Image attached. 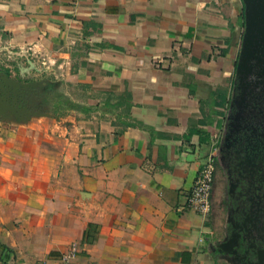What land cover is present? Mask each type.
<instances>
[{
    "label": "crops",
    "instance_id": "0c3cea01",
    "mask_svg": "<svg viewBox=\"0 0 264 264\" xmlns=\"http://www.w3.org/2000/svg\"><path fill=\"white\" fill-rule=\"evenodd\" d=\"M246 10L0 0V51L45 59L109 117L0 114V264H264V250L238 254L215 209H183L224 128ZM106 92L112 105L129 93L130 112Z\"/></svg>",
    "mask_w": 264,
    "mask_h": 264
},
{
    "label": "rangeland",
    "instance_id": "374dc122",
    "mask_svg": "<svg viewBox=\"0 0 264 264\" xmlns=\"http://www.w3.org/2000/svg\"><path fill=\"white\" fill-rule=\"evenodd\" d=\"M261 8L258 11L264 10ZM243 22V40L245 42L248 22L246 19ZM241 58L242 52L239 60ZM6 71L9 72L7 74L9 78L15 82L11 87L10 99L17 101L23 109L41 113L49 112L60 118L68 117L78 120L84 118L85 121H88L94 113L101 119L109 118L105 115L104 107L100 110L93 109L95 107L99 109L102 104L94 105L92 103L93 93L90 90L62 86L60 81L55 78V72L48 68L47 61L34 56L33 53L24 52L21 55H10L7 51L5 53L0 51V76ZM236 76L237 73H235L234 79ZM94 95L97 96V94ZM101 97L104 103L109 99L106 94H101ZM225 110L227 112V109ZM223 127H225V120ZM217 142L218 144L221 142V137ZM229 192H232V189L226 190L223 164L217 161L212 213L215 209L221 227L226 226L231 233L240 234L238 243L246 244L248 256L253 257L256 252L264 248V193L261 196L257 193L250 198V214L242 224H238L234 220L233 211L227 207Z\"/></svg>",
    "mask_w": 264,
    "mask_h": 264
},
{
    "label": "trees",
    "instance_id": "16d2710c",
    "mask_svg": "<svg viewBox=\"0 0 264 264\" xmlns=\"http://www.w3.org/2000/svg\"><path fill=\"white\" fill-rule=\"evenodd\" d=\"M260 32L264 35V25ZM5 73L9 74L8 71ZM105 94L109 96L106 106H122L125 114L130 112L132 103L129 93L119 96L117 103L113 105L110 100L114 94ZM260 107L259 113L247 120L246 128L234 133V139H230V147L221 154L227 165L226 187L228 191L232 189L227 195V205L235 211L234 220L238 224H242L250 214V198L257 193L260 196L264 193V104ZM246 250V244H239L238 254L244 255Z\"/></svg>",
    "mask_w": 264,
    "mask_h": 264
},
{
    "label": "flooded vegetation",
    "instance_id": "af4514ba",
    "mask_svg": "<svg viewBox=\"0 0 264 264\" xmlns=\"http://www.w3.org/2000/svg\"><path fill=\"white\" fill-rule=\"evenodd\" d=\"M249 18L246 28V40L242 46V58L237 64V76L233 83V90L225 117V127L221 134V142L215 144L212 152L215 168L214 185L218 161L223 164L227 186L225 172L227 165L221 154L226 148L230 147V139H234V133L241 132L246 128L247 120L252 115L259 113L261 110L260 106L264 104V35L260 32L261 26L264 25V14L260 17L250 16ZM229 210L231 209L229 208Z\"/></svg>",
    "mask_w": 264,
    "mask_h": 264
},
{
    "label": "built area",
    "instance_id": "2783aa9c",
    "mask_svg": "<svg viewBox=\"0 0 264 264\" xmlns=\"http://www.w3.org/2000/svg\"><path fill=\"white\" fill-rule=\"evenodd\" d=\"M10 55H20L24 53L21 51L8 52ZM214 161L212 154L202 165L198 172V176L195 180L193 188L186 199L184 210L193 211L204 217L209 216L212 213V195H213V185H214ZM74 254H70L64 258L65 261H69Z\"/></svg>",
    "mask_w": 264,
    "mask_h": 264
},
{
    "label": "water",
    "instance_id": "95a60500",
    "mask_svg": "<svg viewBox=\"0 0 264 264\" xmlns=\"http://www.w3.org/2000/svg\"><path fill=\"white\" fill-rule=\"evenodd\" d=\"M247 2V12H246V20L250 19V16H261L264 14V10L262 12L258 11L264 9V0H246ZM246 40V34H245ZM15 84L13 80L9 78V76L4 73L0 76V114L5 115L7 113L13 114L15 116H27L29 111L23 109L19 106L17 101L11 100L10 93L11 87Z\"/></svg>",
    "mask_w": 264,
    "mask_h": 264
}]
</instances>
